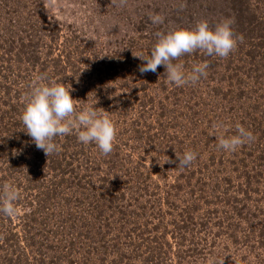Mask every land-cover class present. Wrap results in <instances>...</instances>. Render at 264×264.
Here are the masks:
<instances>
[{
    "label": "rangeland",
    "instance_id": "374dc122",
    "mask_svg": "<svg viewBox=\"0 0 264 264\" xmlns=\"http://www.w3.org/2000/svg\"><path fill=\"white\" fill-rule=\"evenodd\" d=\"M225 18L243 37L228 57L174 61L208 63L195 85L139 71L156 32ZM39 75L71 88L77 111L108 112L110 154L74 132L37 149L20 117ZM237 124L254 142L218 149ZM187 150L196 160L177 169ZM6 182L20 197L15 217L0 214V264H264V0H0Z\"/></svg>",
    "mask_w": 264,
    "mask_h": 264
},
{
    "label": "clouds",
    "instance_id": "9594fccd",
    "mask_svg": "<svg viewBox=\"0 0 264 264\" xmlns=\"http://www.w3.org/2000/svg\"><path fill=\"white\" fill-rule=\"evenodd\" d=\"M126 4L127 0H119ZM115 3V0H113ZM152 24H163L164 17L158 13L149 14ZM233 19L225 18L210 28L206 20L198 21L192 29H172L167 33H155L156 42L150 49V55L137 53L132 55L143 62L139 67L141 74L155 73L159 66L165 68L167 81L177 86L195 85L202 77H207V62L193 64L190 71H185L183 63H174L186 54L201 51L207 56L226 58L236 48L237 41L232 30ZM43 75L37 76L24 97V108L20 119L26 134L32 138L38 150L48 157L59 152L60 147L54 142L57 136L76 134L79 142L84 145L94 144L101 154L108 155L113 151L116 129L109 118L108 112L102 108L85 104L77 111L75 101L69 89L55 80L46 81ZM216 129L224 128L222 124L213 125ZM255 136L242 125H236V134L217 136V147L226 152H234L240 146L254 142ZM177 156V155H176ZM197 154L191 150L177 156V169L183 170L192 165ZM170 162V161H167ZM20 197L18 189L11 183L0 185V214L15 217L18 214L16 202ZM206 264H213L208 260Z\"/></svg>",
    "mask_w": 264,
    "mask_h": 264
},
{
    "label": "trees",
    "instance_id": "16d2710c",
    "mask_svg": "<svg viewBox=\"0 0 264 264\" xmlns=\"http://www.w3.org/2000/svg\"><path fill=\"white\" fill-rule=\"evenodd\" d=\"M44 156H45V154H44ZM45 158V157H44Z\"/></svg>",
    "mask_w": 264,
    "mask_h": 264
}]
</instances>
